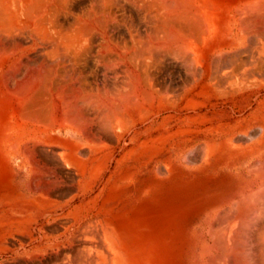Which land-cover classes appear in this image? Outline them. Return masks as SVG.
Listing matches in <instances>:
<instances>
[{"label": "bare ground", "instance_id": "6f19581e", "mask_svg": "<svg viewBox=\"0 0 264 264\" xmlns=\"http://www.w3.org/2000/svg\"><path fill=\"white\" fill-rule=\"evenodd\" d=\"M220 105L235 113L225 124L210 118ZM159 119L175 151L167 174L209 130L252 137L223 145L264 155V0H0V229L40 238L42 213L105 189L127 141ZM220 145L205 143L206 161ZM246 174L203 210L198 252L184 222L168 236L167 223L126 218L118 245L94 246L87 224L77 249L0 247V264H264L261 156Z\"/></svg>", "mask_w": 264, "mask_h": 264}, {"label": "rangeland", "instance_id": "374dc122", "mask_svg": "<svg viewBox=\"0 0 264 264\" xmlns=\"http://www.w3.org/2000/svg\"><path fill=\"white\" fill-rule=\"evenodd\" d=\"M172 70L174 71V80L177 82L178 71ZM230 109L228 105L212 107L210 118L216 119V124H225L230 121V116L235 115ZM161 125L163 126V120L159 119L152 132L141 133L142 135L140 134L135 142L127 141L128 150L134 152L125 158L120 168H116L117 171L113 168L115 175L105 189L103 185H100L94 189V192L76 197L69 204L70 208L68 209L63 207L68 197H62L54 213L50 215L47 212L42 213L37 223L40 238L35 241L32 230L22 232L14 227L0 229V247L26 245V250H32L37 246L41 248L46 245H71L77 249L83 246L79 232L87 224H91L90 237L94 240L100 238L95 240L94 246L100 243L103 246L98 245V247H105V244L118 245L116 232L119 222L131 218L132 220L142 219L144 222H152L156 227H160L159 224L165 226L167 223L170 229L169 233L171 230H181L180 226L184 222L186 242L197 245V252L200 251L203 247L201 244H205V240L198 236L203 231V224L206 220L203 210L214 200H220V195L226 193L229 186L237 181V177L242 175L248 177L247 169L255 165L257 157L261 156L264 160V155H260L261 153L258 152L254 157L242 156L233 148L230 149L223 145L228 140L236 143L242 140L250 142L252 137L236 136V138H232L222 130L220 133L212 135L215 132L209 130L195 140L192 136L188 137V140H192V142L185 147L186 153L182 163L179 162L172 173L167 174L163 165L167 160H174L175 151L171 149L172 143L168 139V133L166 129H161ZM210 141L221 145L215 156L206 161L205 143ZM196 146L199 147L196 148ZM251 146L248 145V150H251ZM110 147L119 150L120 145L117 146L114 141ZM260 152H264V148ZM120 158L119 155L116 159ZM43 214L46 215L43 216ZM170 219L176 220L172 227L171 222L168 223V220L171 221ZM180 220L182 221L180 222ZM69 225L72 226L70 232L62 235ZM92 229L96 230L95 232L93 230L95 237L93 233L91 234ZM99 234L100 236H98ZM171 235L172 233L168 236ZM41 238L42 243H40ZM42 256L48 258L47 253ZM31 257L30 254L22 256L23 259ZM9 258V253L0 250V263L6 262ZM184 264H189L188 259Z\"/></svg>", "mask_w": 264, "mask_h": 264}]
</instances>
